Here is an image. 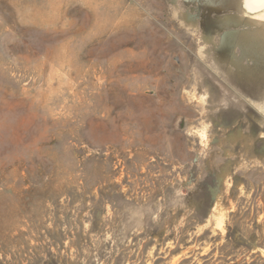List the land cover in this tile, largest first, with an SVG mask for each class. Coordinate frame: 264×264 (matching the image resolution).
Segmentation results:
<instances>
[{
	"label": "rangeland",
	"instance_id": "374dc122",
	"mask_svg": "<svg viewBox=\"0 0 264 264\" xmlns=\"http://www.w3.org/2000/svg\"><path fill=\"white\" fill-rule=\"evenodd\" d=\"M263 6L0 0V264H264Z\"/></svg>",
	"mask_w": 264,
	"mask_h": 264
},
{
	"label": "bare ground",
	"instance_id": "6f19581e",
	"mask_svg": "<svg viewBox=\"0 0 264 264\" xmlns=\"http://www.w3.org/2000/svg\"><path fill=\"white\" fill-rule=\"evenodd\" d=\"M263 0H255V3L257 4V3H260V2H262ZM247 5H248V3H247ZM251 8V7H250ZM183 32V31H182ZM247 34V33H246ZM246 34H244V35H246ZM251 34V33H250ZM257 34V33H256ZM253 35V34H252ZM264 35V34H263ZM186 36V35H185ZM254 36H256V35H254ZM192 37V36H191ZM259 36H258V34H257V38H258ZM262 37V36H261ZM255 39V38H254ZM173 43V42H172ZM176 46V45H175ZM171 47H172V45H171Z\"/></svg>",
	"mask_w": 264,
	"mask_h": 264
},
{
	"label": "water",
	"instance_id": "95a60500",
	"mask_svg": "<svg viewBox=\"0 0 264 264\" xmlns=\"http://www.w3.org/2000/svg\"><path fill=\"white\" fill-rule=\"evenodd\" d=\"M264 7V6H263ZM263 7H260V8H258V9H254V10H251L250 8H249V10L251 11V12H256V11H258V10H261V9H263ZM248 8V7H247Z\"/></svg>",
	"mask_w": 264,
	"mask_h": 264
},
{
	"label": "trees",
	"instance_id": "16d2710c",
	"mask_svg": "<svg viewBox=\"0 0 264 264\" xmlns=\"http://www.w3.org/2000/svg\"><path fill=\"white\" fill-rule=\"evenodd\" d=\"M233 236V233L231 232V230H230V233H229V235H228V238H231Z\"/></svg>",
	"mask_w": 264,
	"mask_h": 264
}]
</instances>
